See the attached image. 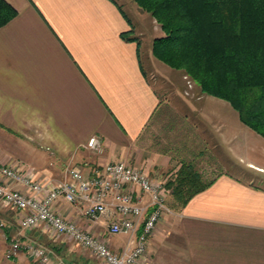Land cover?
I'll return each mask as SVG.
<instances>
[{
	"label": "crops",
	"instance_id": "1",
	"mask_svg": "<svg viewBox=\"0 0 264 264\" xmlns=\"http://www.w3.org/2000/svg\"><path fill=\"white\" fill-rule=\"evenodd\" d=\"M8 1L18 13L0 27V164L59 180L69 165L92 173L108 162L125 160L165 187L182 162H191L210 183L181 209L163 216L149 238L144 264H264V138L245 130L236 111L202 118L214 132L206 136L211 148L228 143L230 127L242 132L236 141L250 155L247 167L257 173L248 177L206 160L188 161L186 147L178 154L170 143L154 144L151 132L145 133L167 104L142 65L140 42L122 36L133 23L121 3ZM191 127L182 136L184 142L197 140ZM93 135L102 139L99 153L87 145ZM199 153L206 156L202 149ZM165 193L167 202L173 199L170 191ZM56 208L83 229L105 237L115 252L130 240L127 234L109 233L108 215L92 223L82 204L60 199ZM20 217L0 200V264L6 262ZM26 232L21 239L44 243L55 252L53 259L106 264L79 243L63 244L58 240L63 237L49 236L42 226ZM11 260L9 264L35 261L22 251Z\"/></svg>",
	"mask_w": 264,
	"mask_h": 264
},
{
	"label": "trees",
	"instance_id": "2",
	"mask_svg": "<svg viewBox=\"0 0 264 264\" xmlns=\"http://www.w3.org/2000/svg\"><path fill=\"white\" fill-rule=\"evenodd\" d=\"M135 2L165 32L154 39L156 56L184 68L203 92L229 101L242 123L264 137V0ZM17 13L8 0H0V27ZM131 32L122 36L139 43ZM209 183L193 163L182 162L166 182L170 207L181 209Z\"/></svg>",
	"mask_w": 264,
	"mask_h": 264
},
{
	"label": "built area",
	"instance_id": "3",
	"mask_svg": "<svg viewBox=\"0 0 264 264\" xmlns=\"http://www.w3.org/2000/svg\"><path fill=\"white\" fill-rule=\"evenodd\" d=\"M87 145L102 150V139L93 135ZM60 199L82 204L84 215L92 223L108 215L111 235L130 236L125 248L115 252L105 237L83 229L78 222L64 216L56 208ZM0 200L19 212L23 230L42 226L49 236L71 239L106 264H144L151 234L163 216L172 212L163 182L125 160L108 162L92 173L72 167L59 180L40 179L31 170L0 164ZM21 251L39 264H67L53 259L42 243L18 237L11 241L7 257L13 259Z\"/></svg>",
	"mask_w": 264,
	"mask_h": 264
},
{
	"label": "rangeland",
	"instance_id": "4",
	"mask_svg": "<svg viewBox=\"0 0 264 264\" xmlns=\"http://www.w3.org/2000/svg\"><path fill=\"white\" fill-rule=\"evenodd\" d=\"M117 1L122 4L127 15L130 17V22L133 23L130 31L139 39L142 65L153 84L160 92L162 103L164 102L167 104V108L163 110L164 112L162 111L164 115L161 118L154 119L145 134L147 135L149 131L151 132L152 142H154V144L162 143L163 145H169L170 143L171 146L174 145L178 154H180V150H182L183 147H186L188 152L183 153L185 159L188 161H193V159L206 160V162H211L213 167L217 166L218 169L220 167H225L230 172L238 173L246 177L251 176L253 173L257 174L253 169L247 167V160L250 159V155L245 150L244 144H238L236 141V136L239 135L240 138L242 137V132L240 130L239 134H237L234 133L236 129L230 127L229 140L224 146L218 145L211 148L208 142H212L209 138L206 139V136H211L213 131L210 130L209 125L205 122V119L202 118H219L218 115H224L226 112H228L230 116L235 111L238 114V111L229 101L203 92L199 83L194 80L184 68L174 67L156 56L154 53V39L165 34L161 24L150 12L142 10L135 0ZM206 104H208L209 108ZM205 107L210 111L207 110V112H204V110H206ZM181 118H190L195 125H191L188 120L182 119L183 121L180 122ZM191 126H195L197 140L187 143L184 142L182 136L183 134L192 132L194 127ZM243 126L245 130H252L245 124ZM172 135H174V138L170 137ZM90 149L95 153L102 151ZM199 149H202L203 152L206 153V156L204 155L202 157L201 153H199ZM183 153H181L182 156ZM197 164L199 165L198 161ZM72 167V165L67 166L63 172V177L60 179H64L69 169ZM172 202L173 199L170 198L169 202H167L169 207L170 204L172 205ZM26 231L27 230H23L19 226L16 237L21 238L22 234L28 236V232ZM58 240L63 244L74 243V241L66 237H63V239L58 238ZM42 244L44 245V243ZM46 247L53 257L55 252L51 250V248H48L47 245ZM8 249L4 256L6 262L3 264H9V261L12 262L11 259L7 261V259H9L7 257ZM90 257L91 259H96L91 254ZM34 262L35 261H33L32 264H39V262ZM91 263L94 264L95 262L92 261Z\"/></svg>",
	"mask_w": 264,
	"mask_h": 264
}]
</instances>
